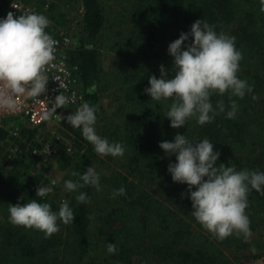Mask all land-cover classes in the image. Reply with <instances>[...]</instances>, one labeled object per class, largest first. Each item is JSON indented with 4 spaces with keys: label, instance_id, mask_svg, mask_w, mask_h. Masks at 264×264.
I'll use <instances>...</instances> for the list:
<instances>
[{
    "label": "trees",
    "instance_id": "obj_1",
    "mask_svg": "<svg viewBox=\"0 0 264 264\" xmlns=\"http://www.w3.org/2000/svg\"><path fill=\"white\" fill-rule=\"evenodd\" d=\"M21 1L60 27L66 14H80L75 36L78 49L69 55V63L78 68L77 90L83 102L96 109V133L109 143H121L124 155L100 156L98 163L105 169L101 191L89 185L69 192L64 181L79 180L72 172L83 174L97 156L80 129L72 128L66 119L62 122L67 134L76 139L72 153L57 139L47 163L31 155L33 147L48 143L36 140L39 128L23 125L15 137L9 129H0V264H244L249 240L235 235L219 240L194 219L188 186L173 182L167 170L176 158L165 155L159 144L173 141L177 133L190 140L207 138L220 153L217 166L264 172V12L260 0ZM10 2L0 0L1 13L9 11ZM198 19L218 34L235 38L243 57L238 77L253 86V92L243 99L232 97L238 104L234 119L226 118L228 94L213 95V107L223 99L225 113L203 126L189 119L185 127L173 129L164 117L172 101H153L144 90L150 87V76L160 78L161 65L171 71L169 44L182 32H190ZM253 95L258 99L254 101ZM79 106L69 107L67 116ZM13 145L18 152L10 156ZM53 162L59 168L52 167L46 177V165ZM14 171L28 177L21 180L13 176ZM50 180L58 191L36 197L37 187L48 186ZM121 187L126 194L113 198L114 190ZM81 192L90 202L77 203L75 197ZM60 193L68 198L75 216L69 225L58 221L60 230L50 237L9 222L8 204L36 199L58 212L60 206L54 199ZM246 214L251 232L264 234V190L249 192ZM92 228L97 234L90 237ZM108 243L116 245L114 254L108 253ZM261 257V253L252 256L254 262Z\"/></svg>",
    "mask_w": 264,
    "mask_h": 264
},
{
    "label": "clouds",
    "instance_id": "obj_2",
    "mask_svg": "<svg viewBox=\"0 0 264 264\" xmlns=\"http://www.w3.org/2000/svg\"><path fill=\"white\" fill-rule=\"evenodd\" d=\"M260 5V11L264 12V0H260ZM49 25L45 15L35 12L17 17L10 11L6 18L0 19V107L15 110V97L39 98L46 91L49 77L44 73L55 59L57 46V41L46 31ZM168 54L173 58L171 71L161 65L160 78L150 76V87L144 91L153 101H172L166 105L164 117L170 120L173 129L185 127L189 119L203 126L225 113L223 99L213 107L210 100L213 95L228 94L226 118L234 119L238 104L232 97L243 99L246 93L253 92V86L238 77L243 57L235 47V38L223 32L218 34L204 19L196 20L190 32H182L171 42ZM252 99L255 101L258 97L253 95ZM69 102L67 96L59 94L43 118L49 119L57 108H64ZM95 113L94 107L83 102L67 117H59L66 119L72 128L80 129L97 155L123 156L121 143H109L96 133ZM159 147L165 155L176 158V163H170L167 170L173 182L188 186L194 219L219 240L235 235L247 242L251 236V222L246 214L248 195L251 190H264V172L238 171L224 164L217 166L220 153L214 151L213 143L207 138L190 140L177 133L173 141H163ZM72 175L79 176V180L64 181L67 191L77 192L89 185L101 191L99 174L94 167L87 168L83 174L73 171ZM52 191L50 186L39 185L36 197L45 198ZM125 194L126 190L121 187L114 190L113 198ZM75 199L79 204L90 202L83 192ZM8 212L12 225L38 230L46 238L60 230L58 221L69 225L75 216L67 202L61 203L59 211L54 212L49 203L36 199L8 204ZM107 251L114 254L116 245L108 243ZM251 251L255 254V247Z\"/></svg>",
    "mask_w": 264,
    "mask_h": 264
},
{
    "label": "built area",
    "instance_id": "obj_3",
    "mask_svg": "<svg viewBox=\"0 0 264 264\" xmlns=\"http://www.w3.org/2000/svg\"><path fill=\"white\" fill-rule=\"evenodd\" d=\"M46 8V7H45ZM13 12L14 16H19L29 12L38 13L30 4H24L21 0H11L9 4V11L7 13L0 12V19L6 18L9 12ZM48 31V33L57 41L55 59L45 69V75L49 77L46 91L39 98L15 97L16 109L9 110L0 107V129L11 125L10 131L12 136H16L21 126H26L30 129L42 127L48 121L63 122L65 119L60 117H67V109L71 106H79L83 103V96L77 90V78L75 73L78 68L76 65L69 63V55L78 49V43L75 36L70 32ZM59 94H63L69 98V103L64 108H57L49 119H44V114L49 111L55 104V98ZM60 116V117H59ZM18 152L16 146L10 147V156H14ZM53 152L50 144H44L31 149V155L39 157L43 163L47 160ZM66 152L69 150L66 148ZM54 180H50L48 186L53 188L50 194L58 191ZM254 264V263H252Z\"/></svg>",
    "mask_w": 264,
    "mask_h": 264
},
{
    "label": "rangeland",
    "instance_id": "obj_4",
    "mask_svg": "<svg viewBox=\"0 0 264 264\" xmlns=\"http://www.w3.org/2000/svg\"><path fill=\"white\" fill-rule=\"evenodd\" d=\"M66 13L67 12H65V14ZM65 21L66 22L62 27L57 26L56 22L53 23L50 21V25L52 27L51 29H53L55 31H64V32L68 31V32H70V34L72 36H76L79 33V27L78 26L80 23V14H78V13L66 14L65 15ZM59 22L64 23V20L59 19ZM231 30H232V28L229 29L228 31L230 32ZM103 106L106 107V102H104ZM10 127H11V125L10 126L7 125L5 128L10 129ZM35 137H36L37 141H41V140L43 141L44 140V141H47L48 144H50V145L53 144V142L58 139V141H60V144L63 145V147L65 149L67 148L69 150V152H67L68 154L72 153V144L76 140L72 135L67 134L62 122H53V121H48L42 127H40L38 129V132L36 133ZM65 137H67V138H65ZM99 159H101L99 155H97L95 159H91L87 168H89L91 166L94 167L96 172L99 174V179L101 180V178L103 177V173H104L105 169L101 164L98 163ZM263 166H264V164H263ZM52 167L58 169L59 165L55 162H53L50 166L46 165V169H47L46 177H49V173H50V170L52 169ZM13 176H15V177L20 176L19 179H21V180L28 177V175L27 176L24 175L25 177H22V174L16 175V171L13 172ZM58 195H59V197L55 198L54 200L59 206L63 202H67L69 204L68 198H66L64 195H62V193H60ZM50 199H52V197H50ZM96 234L97 233H96V230L94 228L90 229V231H89L90 237H92ZM248 240H249V245H248V248L246 249V252H244V256H245V258H244L245 263L244 264H252V263L264 264V234L258 236L257 234L251 232V236ZM253 247H255V249H256L255 254L256 253L263 254V257H261V259H259L257 262H254V259L252 258V256L255 255L251 251V249Z\"/></svg>",
    "mask_w": 264,
    "mask_h": 264
}]
</instances>
